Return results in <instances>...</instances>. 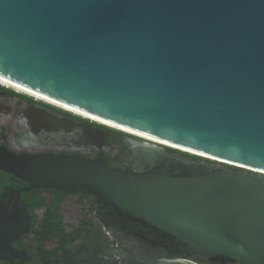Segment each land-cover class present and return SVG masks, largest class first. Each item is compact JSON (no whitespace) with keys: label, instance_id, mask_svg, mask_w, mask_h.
<instances>
[{"label":"water","instance_id":"water-1","mask_svg":"<svg viewBox=\"0 0 264 264\" xmlns=\"http://www.w3.org/2000/svg\"><path fill=\"white\" fill-rule=\"evenodd\" d=\"M0 79L175 145L127 171L0 152L31 187L96 195L126 264H264V0H0Z\"/></svg>","mask_w":264,"mask_h":264},{"label":"flooded vegetation","instance_id":"flooded-vegetation-1","mask_svg":"<svg viewBox=\"0 0 264 264\" xmlns=\"http://www.w3.org/2000/svg\"><path fill=\"white\" fill-rule=\"evenodd\" d=\"M140 143L149 142L0 79V152L98 158L127 171ZM105 213L93 193L31 187L0 168V264H126L130 246Z\"/></svg>","mask_w":264,"mask_h":264},{"label":"bare ground","instance_id":"bare-ground-1","mask_svg":"<svg viewBox=\"0 0 264 264\" xmlns=\"http://www.w3.org/2000/svg\"><path fill=\"white\" fill-rule=\"evenodd\" d=\"M19 87H20V86H19ZM31 93H33V92H31ZM33 94H34L35 96L39 97V98H43V99H45V100H47V101H50V102H52V103H55V104L61 105V106L65 107V108L68 109V110L74 111V112H76V113H80V114L84 115L85 117H89L90 119H93V120L99 121V122L104 123V124H106V125H109V126H111V127H116V128L121 129V130H124V131H126V132H129V133H132V134L140 135V136H142V137H144V138H146V139H149V140H152V141H155V142H158V143H162V144H166V145H170V146H174V147H175V145H173V144H171V143H169V142H167V141H165V140H162V139H159V138H156V137H152V136H149V135H145V134H142V133L136 132V131H134V130H131V129H128V128H125V127H122V126H120V125L114 124V123H112V122H109V121H107V120H104V119L98 118V117H96V116H93V115H90V114H87V113L81 112V111H79V110H76V109H74V108L68 107V106L63 105V104H60V103H58V102H56V101H53V100H51V99H47V98L42 97V96H40V95H38V94H36V93H33Z\"/></svg>","mask_w":264,"mask_h":264},{"label":"trees","instance_id":"trees-1","mask_svg":"<svg viewBox=\"0 0 264 264\" xmlns=\"http://www.w3.org/2000/svg\"><path fill=\"white\" fill-rule=\"evenodd\" d=\"M166 150L169 151V152L177 153V154L181 155L182 157L188 158L191 161H197V162L200 163L202 160H205V159H202V158H200V157H198L196 155L189 154V153H186V152H182V151H179L177 149L170 148V147H166Z\"/></svg>","mask_w":264,"mask_h":264},{"label":"rangeland","instance_id":"rangeland-1","mask_svg":"<svg viewBox=\"0 0 264 264\" xmlns=\"http://www.w3.org/2000/svg\"><path fill=\"white\" fill-rule=\"evenodd\" d=\"M205 160H209V159L205 158ZM210 161H213V160H210Z\"/></svg>","mask_w":264,"mask_h":264}]
</instances>
